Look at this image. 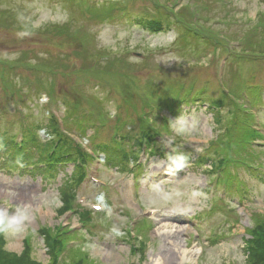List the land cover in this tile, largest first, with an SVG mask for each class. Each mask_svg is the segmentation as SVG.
I'll return each mask as SVG.
<instances>
[{"label": "rangeland", "instance_id": "obj_1", "mask_svg": "<svg viewBox=\"0 0 264 264\" xmlns=\"http://www.w3.org/2000/svg\"><path fill=\"white\" fill-rule=\"evenodd\" d=\"M65 146L83 166L46 167ZM263 242L264 0H0V264H264Z\"/></svg>", "mask_w": 264, "mask_h": 264}, {"label": "trees", "instance_id": "obj_2", "mask_svg": "<svg viewBox=\"0 0 264 264\" xmlns=\"http://www.w3.org/2000/svg\"><path fill=\"white\" fill-rule=\"evenodd\" d=\"M152 24H154V26H160V23H158L157 21H153ZM161 27V26H160ZM152 29L154 30L155 28L152 27ZM72 149V150H70ZM67 148V146L63 147L60 149V151L58 152L59 155H53V154H49V157L50 158H54V163H61L62 161H64L65 159H68L69 162L73 163L75 165L76 168H79L78 167V160L80 158V164H83V160H84V153L80 152L79 150H74L73 148ZM83 177V176H82ZM82 177L79 176V179H81ZM69 203H68V207H69ZM257 243L259 241H256ZM255 243V244H257ZM261 248L258 250L260 253H256V260L257 262H264V242L260 244ZM257 251V252H258ZM54 260L51 261V264H54Z\"/></svg>", "mask_w": 264, "mask_h": 264}, {"label": "bare ground", "instance_id": "obj_3", "mask_svg": "<svg viewBox=\"0 0 264 264\" xmlns=\"http://www.w3.org/2000/svg\"><path fill=\"white\" fill-rule=\"evenodd\" d=\"M162 221H160V223L157 225L156 231L162 233L166 239L176 237L182 232L187 231L186 227L181 228L180 226H176L174 222L169 221L168 219H163ZM192 253L193 251H188L185 246L175 250V254L177 255V259L179 261L187 260L189 258L188 256H191ZM154 263L159 264L160 258H155Z\"/></svg>", "mask_w": 264, "mask_h": 264}, {"label": "clouds", "instance_id": "obj_4", "mask_svg": "<svg viewBox=\"0 0 264 264\" xmlns=\"http://www.w3.org/2000/svg\"><path fill=\"white\" fill-rule=\"evenodd\" d=\"M170 162L174 164L177 169H180L185 163V158L183 156L172 157Z\"/></svg>", "mask_w": 264, "mask_h": 264}]
</instances>
